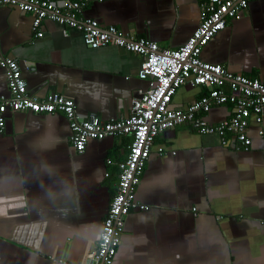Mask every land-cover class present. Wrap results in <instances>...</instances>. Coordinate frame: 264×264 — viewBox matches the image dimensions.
<instances>
[{"label":"crops","instance_id":"crops-1","mask_svg":"<svg viewBox=\"0 0 264 264\" xmlns=\"http://www.w3.org/2000/svg\"><path fill=\"white\" fill-rule=\"evenodd\" d=\"M83 16L177 48L197 28L200 11L197 0H104L90 3ZM31 25L28 13L0 5V50L19 60L30 95L59 93L74 101L77 113L100 122L130 114L132 100L148 87L137 76L141 55L116 45L92 49L79 31L48 20L36 38ZM200 56L264 82V1H250ZM206 91L185 84L170 106L183 108ZM8 96L0 67V98ZM230 114L229 105H220L203 117L216 123ZM5 119L0 264H57L60 258L86 264L131 138L92 139L77 153L62 113L7 110ZM249 134L245 151L188 124L160 133L133 193L149 208L124 218L112 264H264V140L253 122Z\"/></svg>","mask_w":264,"mask_h":264},{"label":"built area","instance_id":"built-area-1","mask_svg":"<svg viewBox=\"0 0 264 264\" xmlns=\"http://www.w3.org/2000/svg\"><path fill=\"white\" fill-rule=\"evenodd\" d=\"M103 1L0 0V5L16 7L31 15V29L36 38L42 37L41 25L48 20L79 31L84 44L92 49L116 45L143 57L137 76L148 82L147 89L140 91L139 96L132 100L127 117L100 122L95 116L77 113L74 101L59 93H50L43 98L30 95L19 60L0 50V67L5 72L9 91L8 97L0 98V133L5 127L7 110H26L64 114L70 130L69 142L77 153H83L92 139L108 136L131 138L126 158L118 163L115 191L95 249L86 264H112L122 241L124 218L132 209L149 208L135 201L133 193L160 133L188 124L199 134L218 135L224 146L247 151L252 144L249 128L253 122L256 134L264 140V82L233 73L223 65L207 62L200 56L207 43L226 27L227 21L240 18L253 0H197L199 24L186 42L177 48L160 47L153 40L134 38L115 25L104 27L96 19L83 16L90 3ZM185 84L204 87L207 91L183 108L171 107L173 95ZM220 105L231 107L229 117L216 123L204 119V114ZM159 153L163 151L159 150ZM57 264L71 263L60 258Z\"/></svg>","mask_w":264,"mask_h":264}]
</instances>
